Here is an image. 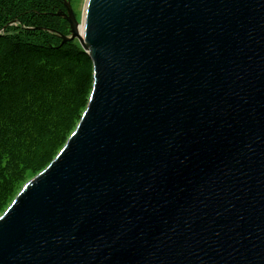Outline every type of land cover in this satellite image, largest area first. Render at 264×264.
Returning <instances> with one entry per match:
<instances>
[{
  "label": "water",
  "instance_id": "1",
  "mask_svg": "<svg viewBox=\"0 0 264 264\" xmlns=\"http://www.w3.org/2000/svg\"><path fill=\"white\" fill-rule=\"evenodd\" d=\"M60 1L91 91L0 264H264V0Z\"/></svg>",
  "mask_w": 264,
  "mask_h": 264
},
{
  "label": "trees",
  "instance_id": "2",
  "mask_svg": "<svg viewBox=\"0 0 264 264\" xmlns=\"http://www.w3.org/2000/svg\"><path fill=\"white\" fill-rule=\"evenodd\" d=\"M58 11L60 0H0V215L26 176L56 157L87 106L91 62L74 42L61 44L56 34L67 36L68 26ZM15 23L40 35L12 41L5 33Z\"/></svg>",
  "mask_w": 264,
  "mask_h": 264
},
{
  "label": "rangeland",
  "instance_id": "3",
  "mask_svg": "<svg viewBox=\"0 0 264 264\" xmlns=\"http://www.w3.org/2000/svg\"><path fill=\"white\" fill-rule=\"evenodd\" d=\"M84 3H85V0H70V2H69V4H70V6H71V8H72V10H73V12H74V15H75V17H76V19H77V21L78 22H80L81 21V19H82V13H83V8H84ZM61 7V6H60ZM55 15V14H54ZM57 17V16H56ZM57 18H59V17H57ZM59 19H61V18H59ZM62 20V19H61ZM65 22V21H64ZM66 23V22H65ZM67 24V23H66ZM68 26V25H67ZM10 28V30L7 32V33H5V37L6 38H8V39H11L12 41H14V40H26L27 39V37H30V38H37V36L38 35H40V34H28L24 29H21V30H19V28H18V25L15 23V24H13V25H11V27H9ZM36 40V39H35ZM39 40V39H38ZM39 43V42H38ZM74 43H75V45L83 52V50H82V48H81V46L79 45V43L75 40L74 41ZM91 66H92V64H91ZM86 109V108H85ZM85 111V110H84ZM83 114V113H82ZM77 126V125H76ZM76 128V127H75ZM75 128H74V130H75ZM74 130L71 132V134L74 132ZM54 160V159H53ZM52 160V161H53ZM51 161V162H52ZM50 162V163H51ZM49 163V164H50ZM48 167V166H47ZM46 167V168H47ZM42 172V171H41ZM39 174V173H38ZM37 174V175H38ZM36 174H29L28 176H26V181H25V184L27 183V182H29L30 180H31V178L32 177H34ZM24 184V185H25ZM21 190H22V188L21 189H19V191L17 192V194H16V196L21 192ZM15 196V197H16ZM15 197H14V199H15ZM13 199V200H14ZM13 200H12V202H13ZM11 202V203H12ZM11 203L7 206V208L11 205ZM6 211V210H5ZM4 211V212H5ZM3 212V213H4ZM2 213V214H3ZM0 217H1V215H0Z\"/></svg>",
  "mask_w": 264,
  "mask_h": 264
}]
</instances>
